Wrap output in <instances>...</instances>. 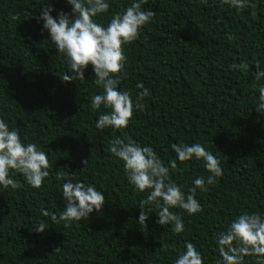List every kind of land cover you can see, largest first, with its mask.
I'll use <instances>...</instances> for the list:
<instances>
[{"label":"trees","instance_id":"16d2710c","mask_svg":"<svg viewBox=\"0 0 264 264\" xmlns=\"http://www.w3.org/2000/svg\"><path fill=\"white\" fill-rule=\"evenodd\" d=\"M106 2L108 12L94 17L104 26L133 0ZM249 2L256 7L237 10L221 0L142 5L156 15L124 45L127 59L117 87L134 102L138 83L149 95L126 128L101 130L97 118L110 109L90 107L92 96L103 91L92 66L85 68L84 80L62 81L64 73H72L37 19L45 7L53 9V18L63 11L71 19L67 0H0V119L17 128L25 144L45 151L52 164L39 189L14 171L10 177L22 187L0 186V264H175L185 241L196 246L204 264H216L218 233L244 212L264 216V115L256 111V85L264 79H254V65L249 73L230 68L258 60L264 71V0ZM229 34L235 39L229 41ZM125 134L151 146L165 165L176 159L171 145L180 142L199 143L219 159L222 177L207 191H196L203 211L189 215L171 209L182 217L183 232L156 223L154 205L145 207L152 209L146 228L138 223L140 201L150 190H136L123 162L108 151L110 141ZM177 165L182 171L170 169V178L185 194L195 178L210 175L202 159L177 160ZM68 181L95 185L105 203L87 220L65 227V221L55 223L42 210L59 219ZM41 221L47 229L36 232ZM243 264H257V257H245Z\"/></svg>","mask_w":264,"mask_h":264},{"label":"clouds","instance_id":"9594fccd","mask_svg":"<svg viewBox=\"0 0 264 264\" xmlns=\"http://www.w3.org/2000/svg\"><path fill=\"white\" fill-rule=\"evenodd\" d=\"M67 3L71 6V19L63 11L53 18L51 7L43 8L37 17L38 21L43 20L42 31L49 32L51 42L57 52L63 54L67 68L72 73H64L62 81L84 80V70L90 64L95 73L96 85L103 89L101 94L92 96L90 107L93 110H98L101 106L110 109L98 116L96 128L124 129L132 119L134 111L143 110L142 101L149 95V90L143 83L136 85L141 91L137 93L135 102L129 92L118 90L127 59L124 45L135 41L140 29L151 22L156 13L142 8L148 0H133L131 6L122 13H115L107 26H104L97 23L94 17L108 12L110 5L106 0H67ZM221 3L237 10L256 7L249 0H221ZM251 14L256 15L254 11ZM13 19H19V15ZM227 39L232 41L235 35L229 34ZM250 65L256 68L252 73L254 79H264V71H261L258 60L252 64L241 60L239 63H232L230 68L249 73ZM256 90L259 92L256 111L264 115V84L256 85ZM171 148L176 159L169 160L168 165H165L151 146H142L127 134L124 138L115 137L108 145V151L123 162L129 183L139 192L150 190V194L140 201L138 223L146 228L145 222L152 209L145 211V207L154 205L159 209L156 223L161 226L173 225L172 230L179 234L184 231V223L182 217L171 209L179 208L189 215L203 211L195 198L196 191H207V185H214L217 178L222 177L223 170L219 159L199 143H173ZM193 157L204 161V167L210 175L206 178H195L193 187L185 194L182 186L170 178V169L182 171L178 169L177 160L182 163ZM86 162H83L84 165ZM51 168L52 164L45 151L35 143L25 144L19 130L10 129L9 124L0 119V186L5 189L22 187L20 182L10 177V171H14L22 174L28 185L39 189L44 179L49 176ZM58 175L65 177L67 173L59 171ZM62 192L65 205L59 219L47 210H42V215L51 217L55 223L65 221V227H69L71 221L87 220L93 210L99 212L105 203L104 195L95 185L68 181L63 184ZM46 229L43 221L34 226L36 232ZM216 244L219 253L216 264H243L244 258L248 256H256L257 264H264V216L256 212L240 214L229 223L226 231L218 233ZM54 251L59 252L60 247ZM175 264H204V261L196 246L185 241V251L177 257Z\"/></svg>","mask_w":264,"mask_h":264}]
</instances>
